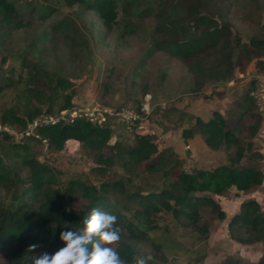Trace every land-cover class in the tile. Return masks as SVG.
Instances as JSON below:
<instances>
[{
  "label": "rangeland",
  "instance_id": "374dc122",
  "mask_svg": "<svg viewBox=\"0 0 264 264\" xmlns=\"http://www.w3.org/2000/svg\"><path fill=\"white\" fill-rule=\"evenodd\" d=\"M7 1L15 6L19 18L10 24L0 22V116L11 107L23 114L30 107L28 89L37 82L51 95L34 74V67H38L72 84L73 107L78 110L141 112L144 105H149L150 115L141 114L143 119L135 126H128L117 118L107 120L112 136L105 149L106 157L115 153L114 146L128 149L134 146L136 135H148L153 137L159 151L171 148L187 172L211 171L229 165L231 158L237 156V148L208 147L206 136L196 125L197 118L208 121L217 113L228 121L240 141V165L264 171V91H261L264 67L258 65L264 57L254 51L251 57L243 49L252 40H264V0H208L203 12L228 25L229 45L221 39L218 46H211L187 60L154 50V42L159 38L154 32L159 22V0H117L118 16L111 29L94 11L71 0ZM198 63L204 66L209 77L200 76L197 80L193 69ZM216 74L228 78L217 79ZM250 89L257 97L251 95L256 107L254 113L261 118L259 124L256 116L250 118L238 107ZM71 90L59 92L53 116L61 114L64 95ZM33 105L40 106L44 112L48 108L47 103L40 105L35 96ZM7 128L11 130L7 132L10 138L4 137V130L0 132V158L23 179L30 171L13 155V146L18 143L26 147V155L52 169L54 181L60 187H66L73 180L97 187L121 180L124 190L118 195L119 209L128 218L139 207L138 200L131 198L134 193H158L166 186L163 174L150 173L144 164L133 174L119 162L100 168L93 152L77 141H68L57 152L49 149L46 141L24 137L18 128ZM185 129L193 131L194 137L184 136ZM157 160L154 156L151 162ZM27 186L26 183L21 188ZM4 197L0 192V201ZM212 198L225 219L217 218L210 207H201V224L210 227V235L205 240L181 226L172 213L162 211L151 218L156 228L147 232L148 240L139 246V257L146 264H228L229 260L235 264H258L264 259V240L254 244L239 242L231 235L230 222L249 200L257 201L264 208V183L250 192L233 187L224 195ZM84 204L76 196L72 207L80 210ZM64 246L63 242L50 248L40 246L36 256L43 252L55 253ZM0 264H8L1 253Z\"/></svg>",
  "mask_w": 264,
  "mask_h": 264
},
{
  "label": "trees",
  "instance_id": "16d2710c",
  "mask_svg": "<svg viewBox=\"0 0 264 264\" xmlns=\"http://www.w3.org/2000/svg\"><path fill=\"white\" fill-rule=\"evenodd\" d=\"M71 1L81 3L87 10L94 11L108 29L114 26L118 16L117 0ZM207 1L159 0V22L154 29L159 38L154 42V50L168 52L176 58L187 60L201 55L211 46H218L221 39L229 45V40L226 39L229 33L228 25L219 23L217 19L203 12ZM18 18L15 6L7 0H0L1 24L16 22ZM243 49L249 52L251 57L252 51L264 57V40H252L249 45H243ZM258 65L260 68L264 67V58L260 59ZM229 66L231 68L232 64ZM193 73L198 77L197 80L200 76L209 77L201 63L194 67ZM34 74L39 77L38 81L41 80L45 88L51 91V95L48 96L44 88H41L38 82L35 83L28 89L27 101L30 107H27L23 114L14 107L6 109L0 116L1 126L25 131L28 124L40 116H53V106L59 92L71 90L72 84L64 78L38 67H34ZM215 76L217 79L227 77L221 74ZM197 83L199 85V81ZM251 90H247L238 102L242 114H248L250 118L256 116ZM34 96L40 105L48 104L45 112L40 106L34 107ZM74 96L73 90L64 95L61 112L73 108ZM256 118L259 124L261 118ZM196 125L206 136L208 147L220 149L224 146H235L236 158H231L229 165H221L211 171L187 172L171 148L159 151L153 137L148 135H136L134 146L128 149L114 146L115 153L106 157L105 149L109 146L112 136L111 128L106 123L100 127L86 118H77L73 122L60 121L55 125L39 128L36 132L40 138L31 136L32 139L46 141L48 148L53 151H62L68 141H77L93 152L100 168L119 162L124 170L133 174L144 164V169L150 173H162L167 181L166 186L158 193H134L131 198L138 200L139 207L132 217L128 218L126 213L119 209L118 195L124 190L121 180L102 183L99 187L73 180L66 187H60L54 181L52 169L26 155V147L18 143L13 146V155L20 159L30 172L27 178L23 179L14 167L7 165L0 158V192L5 195L0 201V253L8 260V264H31V256H36L40 246L50 248L61 242L59 236L62 231H82L83 221L90 216L94 208L117 217V226L122 230L121 238L111 247L124 264H134L133 258L139 257L140 254L139 246L148 240L147 232L156 228L151 218L162 211L172 213L181 226L193 230L205 240L210 235V227L201 224V207H210L217 218L224 220L225 214L212 196L224 195L233 187L242 192H250L263 185L264 171L254 166L240 165V141L222 115L216 113L214 119L208 121L197 118ZM3 135L10 138L7 132H3ZM184 136L192 138L194 133L185 129ZM154 156H157L158 160L151 162ZM26 183L28 186L21 188ZM76 196L85 201L80 210L72 207ZM230 232L233 238L244 244L263 241V206L255 200L243 203L239 214L230 222ZM33 243L39 247L35 252L29 253L27 249ZM88 247L91 250V246ZM228 264L235 262L229 260ZM258 264H264V259Z\"/></svg>",
  "mask_w": 264,
  "mask_h": 264
},
{
  "label": "clouds",
  "instance_id": "9594fccd",
  "mask_svg": "<svg viewBox=\"0 0 264 264\" xmlns=\"http://www.w3.org/2000/svg\"><path fill=\"white\" fill-rule=\"evenodd\" d=\"M83 224L82 231H62L59 239L65 246L55 253L31 256V264H124L111 247L119 242L122 231L115 215L94 208ZM38 247L33 243L27 251L35 252ZM133 261L134 264H146L143 257H134Z\"/></svg>",
  "mask_w": 264,
  "mask_h": 264
},
{
  "label": "built area",
  "instance_id": "2783aa9c",
  "mask_svg": "<svg viewBox=\"0 0 264 264\" xmlns=\"http://www.w3.org/2000/svg\"><path fill=\"white\" fill-rule=\"evenodd\" d=\"M262 86V85H261ZM262 92L264 91V86ZM254 98L255 94H251ZM141 114L145 116L150 115V110H149V105H144L141 109V112L139 110L131 109V110H126V109H120L119 111H112V110H100V109H77L73 107L72 109L62 111L60 115L57 117L55 116H46L42 115L39 118L35 119L33 122H30L28 124V127L24 132V137H36L40 138L37 135V130L41 127L44 126H49V125H55L59 123L60 121H71L73 122L77 118H86L90 123L103 127L105 123H107L108 119H113L117 118L119 122H122L128 126H135L140 122L141 119ZM1 130H4V132L11 133V130L7 128V126L0 127V132Z\"/></svg>",
  "mask_w": 264,
  "mask_h": 264
}]
</instances>
